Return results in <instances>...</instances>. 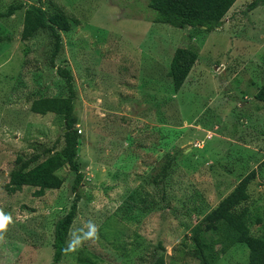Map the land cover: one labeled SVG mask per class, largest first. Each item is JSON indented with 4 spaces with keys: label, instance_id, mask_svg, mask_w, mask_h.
Here are the masks:
<instances>
[{
    "label": "rangeland",
    "instance_id": "obj_1",
    "mask_svg": "<svg viewBox=\"0 0 264 264\" xmlns=\"http://www.w3.org/2000/svg\"><path fill=\"white\" fill-rule=\"evenodd\" d=\"M51 1L71 23L53 61L49 29L21 36L25 10L48 15ZM250 1L238 0L218 29L190 40L184 28L148 20V0H0V11L22 3L0 16V264H49L54 223L73 199L67 166L57 170L62 186L40 197L35 186L3 187L18 154H39L32 166L63 144V115L30 111L36 98L68 94L55 65L73 75L84 174L58 264H151L160 254L165 264H196L192 225L251 170L247 223L264 236V102L254 97L264 84V6L247 10ZM191 41L198 56L175 91L170 60ZM177 149L156 185L152 176ZM215 235L201 237L217 264H249L245 244L222 253Z\"/></svg>",
    "mask_w": 264,
    "mask_h": 264
},
{
    "label": "trees",
    "instance_id": "obj_2",
    "mask_svg": "<svg viewBox=\"0 0 264 264\" xmlns=\"http://www.w3.org/2000/svg\"><path fill=\"white\" fill-rule=\"evenodd\" d=\"M234 2L235 0H148V7L155 11V15L148 20L184 28L187 30L186 36L191 40L218 29L222 25L225 13ZM21 5L22 3H10L5 11H0V16L13 13ZM257 6H264V0H251L246 9L252 10ZM49 7L51 12L48 15L41 6L25 10L21 36L27 38L37 30L49 29L55 39L51 53L53 61L62 47L60 32L68 31L71 23L64 6L51 1ZM197 56L198 46L194 42L175 48L168 71L175 91H179L184 84ZM55 68L57 74L66 81L68 94L36 98L31 101L30 111L41 115L47 112L63 115V144L59 149H50L48 156L32 166L31 164L39 159V154H33L28 158L18 154L15 157L16 166L9 169L8 178L3 185L8 193L19 192L24 186H35L33 195L40 197L47 189L62 186L64 181L57 174V170L67 166L75 173L71 188L73 199L69 209L54 223L53 254L49 264H58L67 248L69 230L77 215L78 202L82 197L80 188L84 184V174L77 158L80 133L77 131L73 116L74 79L69 68L60 65H55ZM254 97L264 102V84ZM178 151L177 149L172 155L165 156L159 171L152 176L153 183L160 185L165 182L169 169L178 156ZM254 177L255 172L251 170L192 225L189 240L192 244L191 254L197 259L196 264H217L214 257L205 250V242L201 234L206 230L214 231L216 235L213 242L220 246L222 253L236 243L245 244L249 249L248 263L264 264V236L252 234L247 223L250 212L247 204L250 196L249 185ZM257 220L264 221V216ZM151 264H165L164 255L160 254Z\"/></svg>",
    "mask_w": 264,
    "mask_h": 264
},
{
    "label": "crops",
    "instance_id": "obj_3",
    "mask_svg": "<svg viewBox=\"0 0 264 264\" xmlns=\"http://www.w3.org/2000/svg\"><path fill=\"white\" fill-rule=\"evenodd\" d=\"M237 1H238V0H235V2L233 3V5H232L230 8L234 7V5H236ZM250 2H251V1H250ZM255 8H259V6L255 7ZM255 8H254V9H255ZM228 10H229V9H228ZM228 10H227V11H228ZM154 23H155V22H154ZM215 30H216V29H215ZM213 31H214V30L209 31V33L213 32ZM207 41H208V40H207ZM207 41H205V44L207 43ZM192 66H193V65H192ZM191 68H192V67H191ZM188 73H189V72H188ZM187 75H188V74H187ZM186 77H187V76H186Z\"/></svg>",
    "mask_w": 264,
    "mask_h": 264
},
{
    "label": "clouds",
    "instance_id": "obj_4",
    "mask_svg": "<svg viewBox=\"0 0 264 264\" xmlns=\"http://www.w3.org/2000/svg\"><path fill=\"white\" fill-rule=\"evenodd\" d=\"M0 227H2V226H0Z\"/></svg>",
    "mask_w": 264,
    "mask_h": 264
}]
</instances>
